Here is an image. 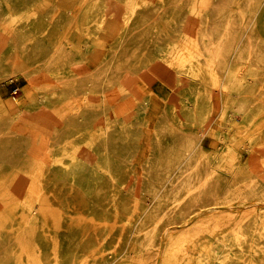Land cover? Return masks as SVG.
<instances>
[{"label":"bare ground","instance_id":"bare-ground-1","mask_svg":"<svg viewBox=\"0 0 264 264\" xmlns=\"http://www.w3.org/2000/svg\"><path fill=\"white\" fill-rule=\"evenodd\" d=\"M7 1L9 12H15L21 2L31 7L32 14L8 31L11 48L0 56L4 62L0 63V83L16 75L28 82L26 95L13 98L18 108L14 114L0 102V111L9 113L5 121L0 120L2 171L14 165L19 153L11 148L28 144L18 130L49 127L46 114L51 104L88 88L110 94V88L122 84L116 105L90 108L81 103L85 98H79L71 119L51 129L49 135H35L44 139L39 146L55 148L57 155L36 159L35 173H27L40 179L35 197L40 207H55L54 227L60 235L55 242L38 231L33 253L25 259L18 245L15 262L149 264L143 255L132 253L130 246L143 249L152 242L155 230L196 218L181 235L169 234L162 264H264V212H259L260 223L253 210L233 223L215 205L253 203L264 199V193L251 176L234 175L233 196L218 197L221 183L212 178L213 165L198 138L211 129L215 118L224 128L243 131L255 111L264 106V43L259 41L264 0ZM72 26L86 35L84 45L89 52L93 50L87 41L90 36L110 42L104 55H98V66L83 73L80 80L85 85L37 77L75 59L77 52L65 39ZM169 54H175L180 66L171 80L179 84L175 88L179 101L159 116L139 163L125 168L134 145L132 122L138 107L147 106L134 86V73L143 65L165 69ZM80 58L85 61L86 56ZM239 112L244 117L238 123ZM170 120L177 127L170 128ZM182 126L199 133H181ZM249 149L252 161L264 156L262 126L249 138ZM206 209L208 213L201 216ZM181 210L187 213L176 219L172 212ZM30 211L48 225L33 208ZM191 240L198 244L195 253L187 255L184 245ZM7 250L0 234V264H8Z\"/></svg>","mask_w":264,"mask_h":264},{"label":"rangeland","instance_id":"rangeland-1","mask_svg":"<svg viewBox=\"0 0 264 264\" xmlns=\"http://www.w3.org/2000/svg\"><path fill=\"white\" fill-rule=\"evenodd\" d=\"M9 4L7 0H0V56L11 48L7 39L8 31L17 29V24L32 14L31 7L21 2H17L15 12H9ZM65 39L69 47L77 52L74 57L75 59L59 69H54L51 73L38 74L37 77L47 80L62 78L73 80L74 82L77 81V84L81 83L85 85L80 80L83 77V73L86 70H93L98 66V55H104V52L110 47V42L106 39L101 41L95 36H90L87 38V41L93 50L89 52L84 45L86 35L76 26H72L69 29ZM259 41L264 43V29L263 36ZM174 47L177 48V46ZM79 56H86L85 61H82ZM175 57V54H169L165 58V62L167 63L166 67H164L165 69L162 66L160 67V65H143L136 68L137 74L134 73L133 76L135 78L134 86L140 89L142 95L140 101L147 106L146 108L138 107L140 109L132 122L135 126L133 132L134 145L129 149L131 151L124 163L125 168L136 166L139 163L138 159L143 157L145 148H149L150 136L153 132L152 127L158 124L159 116L164 111L170 112L171 106L179 101L178 93L175 91V88L179 84L172 83L171 81L180 68ZM88 59L89 61H87ZM0 63L4 65L1 59ZM27 91L28 82L23 76L16 75L8 78L0 83V102L8 107L10 113L14 114L18 108L14 106L13 98H22L26 95ZM109 93L88 88L84 92L77 93L75 97H66L64 100H57L50 105L46 114L49 118V127H43L42 129L36 128L33 125L31 128L24 126V130H18L20 132L18 134H24V139L28 144L19 148H11L18 150L19 153L16 155L14 165L4 169L5 171L1 170L0 162V176L3 177L0 178L4 181L0 185V234L8 245V264H18L14 260L18 245L22 247L21 251L25 259L27 255L33 253V241L38 231H44L55 242L58 241V236L60 235L54 227L56 219H58V217L55 218V207L52 204H46L42 208L40 207L39 201L35 199L37 191L41 188L39 186L40 179H35L34 176H30L27 173L31 170L35 173L33 168L36 165V159H48L57 155L54 151L55 148H50L51 150H49L46 149L48 148L46 146H39L38 144L44 139L42 137L37 138L35 135H49L51 134V129L71 119L72 115L79 108V98L81 100L85 98L81 103L84 105L89 104L90 108H95L104 103L107 106L116 105L122 94V84L118 83L110 88ZM214 96L218 97V90L216 89ZM113 115L110 114V117L113 118ZM7 116H9V113ZM7 116L3 111H0V120L5 121ZM236 117L238 120H235V122L239 123L243 119L244 114L239 112ZM168 125L170 128L177 127V123L171 120ZM259 125L264 128V106L255 111L249 127L243 131H236L232 127L224 128L220 124V119L215 118L211 129L198 135L200 147L213 165V171L211 172L212 178L220 182L222 186L221 193L218 194V197L233 196L231 189L236 184L234 182L235 180H233L234 175H241L244 178L251 176L255 184L259 185V187L257 186L258 189L264 193V156L252 161L249 149V138ZM181 129V133H199L198 129L191 127L182 126ZM70 132L71 130H67L66 134H70ZM227 152L230 156L226 154ZM226 164H229L230 168L223 169L222 166ZM34 182L36 184L38 183L37 186L33 184ZM31 184L34 185L32 186L34 187L32 192L30 191L32 188ZM1 191H4L6 194H3ZM215 205L217 206V211L225 213L229 217L227 220L233 223L239 221L240 215L249 214L248 212L252 210L258 218L257 223H260L259 212H264V199L255 200L253 203L246 204L232 201L219 202ZM32 208L38 215L46 219L48 225L42 224L39 220L35 219L38 216L32 215L33 212L30 211ZM207 211L206 209L201 216L206 215L208 213ZM185 213L187 212L183 210L175 213L172 212L176 219L184 218ZM195 220L197 219L195 218L193 221L189 219L182 224H168L161 232L155 230L152 242L143 249H139L136 245H131L132 253L143 255L149 264H162L164 251L171 239L169 238V234L171 236L181 235L183 229L191 225ZM119 223L120 221L118 220L117 228L120 227ZM175 242L178 243V241ZM197 244L198 242L192 240L187 241L184 245L185 253L187 255L195 253ZM129 245L130 241L127 242L126 246ZM22 264H25V262Z\"/></svg>","mask_w":264,"mask_h":264}]
</instances>
